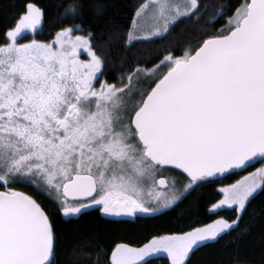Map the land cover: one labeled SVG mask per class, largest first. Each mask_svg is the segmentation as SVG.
<instances>
[{
  "label": "snow or ice",
  "instance_id": "1",
  "mask_svg": "<svg viewBox=\"0 0 264 264\" xmlns=\"http://www.w3.org/2000/svg\"><path fill=\"white\" fill-rule=\"evenodd\" d=\"M82 7L76 0L65 5L62 22L72 23L51 42H20L43 25L44 11L31 2L3 32L0 264H58L57 217L71 222L89 209L112 222L152 216L264 161V0L222 8L221 15L230 13L225 26L150 56L119 85L101 80L105 60L95 34L75 23ZM133 9L114 34L129 48L163 38L181 18L208 14L201 0H137ZM133 79L146 86L134 89ZM173 170L186 181L180 191L177 178H164ZM17 185L43 194L52 207ZM258 191L264 193V166L218 189L223 199L209 211L233 209L234 219L154 236L142 247L116 242L110 257L107 250L97 255L106 264H150L166 253L170 264H192L200 247L239 229ZM79 251L74 246L73 254Z\"/></svg>",
  "mask_w": 264,
  "mask_h": 264
},
{
  "label": "trees",
  "instance_id": "2",
  "mask_svg": "<svg viewBox=\"0 0 264 264\" xmlns=\"http://www.w3.org/2000/svg\"><path fill=\"white\" fill-rule=\"evenodd\" d=\"M29 2L35 3L45 13L40 34L42 40L50 39L60 27L71 25L70 20L65 19L62 22V16L65 5L72 0H0V43H3L4 29L15 14L22 11L23 6ZM76 2L83 7L82 18L77 19L75 23L82 24L95 34L93 43L97 45L98 53L105 60V76L109 80H117L120 76L129 75L138 64L143 66L150 56L163 53L174 45L186 46L189 42L195 44L205 30L223 27L230 13L225 10L221 15L220 10L230 8L237 0H201L208 6V14L199 21L196 17L181 18L163 38H157L154 43H138L131 48L126 47L121 40L115 39L114 34L115 29L123 31L129 24L134 10L133 5L137 0H76ZM97 7L101 9V14L97 13ZM16 187L42 200L44 206L52 207V203L43 194L38 196L31 187L23 185ZM217 195L214 182L206 184L191 192L183 203L175 205L170 210L142 221L120 223V226L105 221L98 213L93 212H88L71 222H64L57 217L58 264H106L111 248L116 242L138 246L156 235L179 234L190 230L189 226H197L212 220L209 207ZM230 217L234 219L235 216L231 214ZM74 246L82 251L74 255ZM101 250H107V257L103 254L97 255ZM160 262L161 259H155L151 260L150 264ZM191 262L264 264V193L258 192L251 198L238 230L224 234L216 241L200 247L191 255Z\"/></svg>",
  "mask_w": 264,
  "mask_h": 264
},
{
  "label": "flooded vegetation",
  "instance_id": "3",
  "mask_svg": "<svg viewBox=\"0 0 264 264\" xmlns=\"http://www.w3.org/2000/svg\"><path fill=\"white\" fill-rule=\"evenodd\" d=\"M42 27H43V25H42ZM42 33V28L41 29H39L38 30V32H37V34L35 35V36H33L31 33H29V34H27L26 36H25V38L23 39V40H21L20 42L21 43H24V42H27V41H29V40H31V39H33V38H35V39H37V40H41V41H44V42H51L53 39H54V36H55V34H53L52 35V37L50 38V39H48V40H42L41 38H40V34ZM81 59H87L88 57H87V55H86V53H84L83 51L81 52V57H80ZM124 76H120L119 78H117V80H109L108 78H106V76H105V74H104V76L103 77H101V80L103 81V80H106L108 83H117L118 81H120L121 80V78H123ZM97 87H99V84H97ZM260 162V161H259ZM256 163H258V162H256ZM256 163H254V164H252L246 171H248L253 165H255ZM246 171H240V170H237V171H235V172H233V173H230V174H228L223 180H221V181H214V184H215V190H216V192L218 193V195H217V197L215 198V200L211 203L212 205L213 204H216V203H218L221 199H223V195L222 194H220L219 192H218V189L220 188V186H222V185H226V184H232V183H235L239 178H240V176L241 175H243L244 174V172H246ZM171 174H173L174 176L176 175L177 177H181V178H183L182 176H179V173L177 172V171H175V170H173V171H169V172H165L164 173V178L165 179H169L170 180V178L172 177V175ZM160 177H157V179H159ZM179 181H180V179H178ZM230 180H232V181H230ZM180 183H181V181H180ZM179 184V183H178ZM17 190H21V189H17ZM22 191V190H21ZM145 196H147V193L145 194ZM188 197V195H185V196H183V197H181V200L178 202V204H180V203H183V201L186 199ZM212 205L209 207V210L211 209V207H212ZM175 206V205H174ZM173 206V207H174ZM173 207H171V208H169V209H167V210H170V209H172ZM166 211V210H165ZM88 212H93V213H98L99 215H100V217H102L105 221H108V222H112L109 218H105V217H103L98 211H96V210H92V209H89L88 210ZM87 212V213H88ZM162 212H164V211H162ZM161 212V213H162ZM230 212V213H229ZM209 213L213 216V218H212V220H209V221H207L206 223H211L212 221H214V220H216L217 218H219V217H225V218H227V219H232V217H230V215L231 214H234V216L236 215L235 214V211L233 210V209H228V208H223V209H217L215 212H211V211H209ZM158 214H160V213H157V214H155V215H158ZM154 215V216H155ZM153 216V217H154ZM146 218H152V217H142V216H140V217H138V218H135V219H133V218H123V219H125V221L126 222H138V221H142V220H144V219H146ZM235 218V217H234ZM113 224L115 223V224H118V226H120V223H125V222H112ZM206 223H202V224H200V225H197V226H202V225H204V224H206ZM161 235H171L170 233H165V234H160V235H156V236H161ZM153 238V237H152ZM152 238H150L149 240H147V241H145V242H143L142 244H140V245H130V246H132V247H142L145 243H149L150 241H151V239ZM155 259H161V262L160 263H158V264H170V261L167 259V256H166V253H160V254H158L157 256H154L151 260H155ZM150 260V261H151Z\"/></svg>",
  "mask_w": 264,
  "mask_h": 264
},
{
  "label": "rangeland",
  "instance_id": "4",
  "mask_svg": "<svg viewBox=\"0 0 264 264\" xmlns=\"http://www.w3.org/2000/svg\"><path fill=\"white\" fill-rule=\"evenodd\" d=\"M180 2H185V0H180ZM223 26H225V24H224ZM76 34H79V33H76ZM127 77H128V75H126V76L124 77L125 81H127ZM119 83H120V81H118L116 84L119 85ZM132 86H133L134 89H138V88L145 87L146 85H145L144 83H141L140 85H137L136 80L133 79V81H132ZM261 166H264V161H260V162L256 163L252 168H250L248 171L244 172V174L241 175L239 179H241L243 176L247 175L249 172H253V171H255L256 168L261 167ZM171 175H172V177L170 178V180L168 179L169 183H171V180H172L173 177H175V178H177V179H180L181 183H179V184L176 185V189H177V191L182 190V184H183V183H186V181H185L183 178H181V177H177L176 175L174 176L173 174H171ZM239 179H238V180H239ZM226 185H228V184H226ZM226 185H222V186H220V188H221V187H224V186H226ZM144 187H145V194H146L148 188L150 187V182H149V183H146ZM258 192H259V191H258ZM254 195H255V194H254ZM165 210H167V209H165ZM165 210H164V211H165ZM221 218H223V219H227V218H225V217H219V218H217V219H221ZM229 220H230V219H229ZM212 222H213V221H212ZM202 226H203V225H202Z\"/></svg>",
  "mask_w": 264,
  "mask_h": 264
},
{
  "label": "water",
  "instance_id": "5",
  "mask_svg": "<svg viewBox=\"0 0 264 264\" xmlns=\"http://www.w3.org/2000/svg\"><path fill=\"white\" fill-rule=\"evenodd\" d=\"M249 168V167H248ZM247 168V169H248ZM246 169V170H247ZM237 170H239V169H237ZM237 170H232L230 173H233V172H235V171H237ZM246 170H240V171H246ZM229 173V174H230ZM228 174H226L225 176H223V177H221V178H219V179H216L215 181H221V180H223L226 176H227ZM142 217H153L154 215H152V216H143V215H141Z\"/></svg>",
  "mask_w": 264,
  "mask_h": 264
}]
</instances>
